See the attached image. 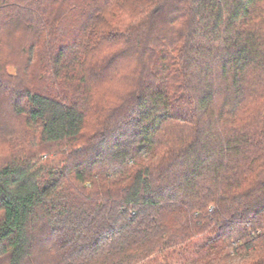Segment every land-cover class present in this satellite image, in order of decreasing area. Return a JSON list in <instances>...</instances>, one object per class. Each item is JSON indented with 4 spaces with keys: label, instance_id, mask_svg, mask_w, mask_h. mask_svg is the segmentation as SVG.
<instances>
[{
    "label": "trees",
    "instance_id": "obj_1",
    "mask_svg": "<svg viewBox=\"0 0 264 264\" xmlns=\"http://www.w3.org/2000/svg\"><path fill=\"white\" fill-rule=\"evenodd\" d=\"M264 264V0H0V264Z\"/></svg>",
    "mask_w": 264,
    "mask_h": 264
},
{
    "label": "rangeland",
    "instance_id": "obj_2",
    "mask_svg": "<svg viewBox=\"0 0 264 264\" xmlns=\"http://www.w3.org/2000/svg\"><path fill=\"white\" fill-rule=\"evenodd\" d=\"M172 264H176V262L175 261H173V263Z\"/></svg>",
    "mask_w": 264,
    "mask_h": 264
}]
</instances>
